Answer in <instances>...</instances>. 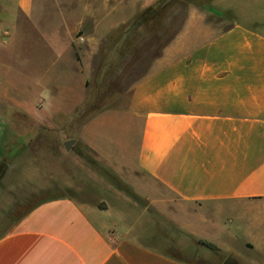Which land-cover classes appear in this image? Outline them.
<instances>
[{
	"label": "crops",
	"instance_id": "1",
	"mask_svg": "<svg viewBox=\"0 0 264 264\" xmlns=\"http://www.w3.org/2000/svg\"><path fill=\"white\" fill-rule=\"evenodd\" d=\"M61 1L0 0L9 9L0 22L40 23L55 16L42 9ZM8 36L0 108L10 115L0 142L15 121L58 130L46 121L65 112L44 100L54 78L24 66L27 43L14 28ZM57 48L51 69L70 83L71 50ZM77 133L65 153L88 183L102 184V201L37 206L0 236V264H222L231 253L238 264V251L258 263L248 255L264 258V0L191 8L150 72Z\"/></svg>",
	"mask_w": 264,
	"mask_h": 264
},
{
	"label": "rangeland",
	"instance_id": "2",
	"mask_svg": "<svg viewBox=\"0 0 264 264\" xmlns=\"http://www.w3.org/2000/svg\"><path fill=\"white\" fill-rule=\"evenodd\" d=\"M61 2V7L42 9L45 15L56 17L45 16L40 23L0 22L1 33H9L14 28L27 43L22 48L24 66H32L31 70L41 74L46 71L48 78H54L52 82L57 87H48L44 100L60 102L59 107L65 112L62 119H59L60 114H52V120L46 121L48 125L56 124L59 127L56 131L42 132L33 125L34 129H29L25 126L27 121H15L11 130L14 136L0 142V236L48 200L69 197L78 203L102 201V184L88 183L84 174H78L62 141H73L90 117L123 101L133 84L150 72L164 50L182 32L190 9L201 11L209 0H172L137 30H132V23L152 7L143 8L141 0ZM7 11L9 9L0 7V21ZM61 14L65 17L61 18ZM126 34L129 35L127 40ZM80 38L84 39L83 43L78 42ZM6 42L7 39L0 40V49ZM62 46L72 53L67 59L73 76L70 83L63 71L57 72L60 75L57 78L55 70L51 69L57 47ZM2 108L1 136L7 135L5 124L10 115ZM71 112V117L65 118ZM3 137L6 139L5 135ZM94 171L101 179L106 178L102 170ZM242 255L238 251V264H246ZM248 258L257 261L256 264H264L261 256L249 254Z\"/></svg>",
	"mask_w": 264,
	"mask_h": 264
},
{
	"label": "trees",
	"instance_id": "3",
	"mask_svg": "<svg viewBox=\"0 0 264 264\" xmlns=\"http://www.w3.org/2000/svg\"><path fill=\"white\" fill-rule=\"evenodd\" d=\"M172 2V0H161L157 5H154L150 8H148L147 10H145L142 15H140L133 23H132V30L135 29L137 30L138 28L144 26L147 24V22H149L150 20V16L157 12L160 11L162 7L167 6L168 4H170ZM207 6H205V8H200L201 10H205ZM127 38H129V35L126 34L125 35V40H127ZM59 199V198H56ZM56 199H52V200H56ZM52 200H48V201H52ZM46 201V202H48ZM45 203V202H44ZM43 204V203H42ZM41 205V204H40ZM39 206V205H38ZM35 209V208H34ZM31 212V211H30ZM207 249L209 250H215L213 247L209 246V245H204Z\"/></svg>",
	"mask_w": 264,
	"mask_h": 264
},
{
	"label": "water",
	"instance_id": "4",
	"mask_svg": "<svg viewBox=\"0 0 264 264\" xmlns=\"http://www.w3.org/2000/svg\"><path fill=\"white\" fill-rule=\"evenodd\" d=\"M74 144V141H67L63 144V148L66 152H69ZM222 264H237L234 254L231 253Z\"/></svg>",
	"mask_w": 264,
	"mask_h": 264
},
{
	"label": "built area",
	"instance_id": "5",
	"mask_svg": "<svg viewBox=\"0 0 264 264\" xmlns=\"http://www.w3.org/2000/svg\"><path fill=\"white\" fill-rule=\"evenodd\" d=\"M7 36H8V33L7 32H0V40H5L7 39ZM79 43H83L84 42V39L83 38H80L78 40Z\"/></svg>",
	"mask_w": 264,
	"mask_h": 264
}]
</instances>
